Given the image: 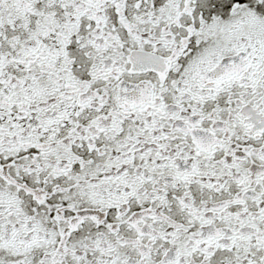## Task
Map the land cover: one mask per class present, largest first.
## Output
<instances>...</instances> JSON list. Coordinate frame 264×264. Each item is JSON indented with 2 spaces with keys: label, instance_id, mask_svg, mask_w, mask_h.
I'll return each instance as SVG.
<instances>
[{
  "label": "snow or ice",
  "instance_id": "6c2138e0",
  "mask_svg": "<svg viewBox=\"0 0 264 264\" xmlns=\"http://www.w3.org/2000/svg\"><path fill=\"white\" fill-rule=\"evenodd\" d=\"M0 264H264V0H0Z\"/></svg>",
  "mask_w": 264,
  "mask_h": 264
}]
</instances>
